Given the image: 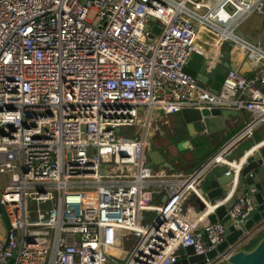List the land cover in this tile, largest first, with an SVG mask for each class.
<instances>
[{"label": "built area", "instance_id": "1", "mask_svg": "<svg viewBox=\"0 0 264 264\" xmlns=\"http://www.w3.org/2000/svg\"><path fill=\"white\" fill-rule=\"evenodd\" d=\"M251 14L264 16V0H0V264H115L128 248L125 264H180L187 247L204 255L220 245L227 225L207 217L225 200L194 220L182 207L213 169L236 174L245 161L227 157L264 131V67L254 77L226 70L216 95L184 67L205 53L197 38L264 64V47L234 34ZM184 108L251 119L175 173L178 158L148 157L150 121ZM254 194L227 196L230 223L253 210ZM248 240L203 264H223Z\"/></svg>", "mask_w": 264, "mask_h": 264}, {"label": "water", "instance_id": "2", "mask_svg": "<svg viewBox=\"0 0 264 264\" xmlns=\"http://www.w3.org/2000/svg\"><path fill=\"white\" fill-rule=\"evenodd\" d=\"M264 19V16H263ZM153 31L159 33L160 29L154 27ZM258 44L264 47V34L259 36ZM205 60L203 54L193 53L184 67V72L195 77L200 84L210 87L216 95L221 87L226 70L237 71L236 66L228 63L220 65L211 73L205 74ZM264 92V87L262 89ZM206 110L184 108L178 113V125L175 126L176 132L171 137L172 145L176 149L190 150L193 145V152L207 145L208 125ZM220 113L217 109L210 111ZM204 139V140H203ZM189 148V149H188ZM148 154L149 159L155 164L164 163L166 158H161L155 146L150 143ZM158 156V157H156ZM245 163L235 174L226 175L227 167L219 166L207 174L204 180L205 184L198 186L200 197L196 194H190L188 200L196 207L197 213H201L205 203L213 204L216 201L225 200L224 204L215 210L214 214L207 217L208 223H214L217 220L227 225L224 231V241L214 250L204 254L195 255L192 247L184 249L185 258L180 264H203L206 259L210 260L217 253L223 252L228 246L234 244L238 239L246 238L252 234L261 231L264 227V177L259 179L256 170L263 167L264 163V144H257L252 148L244 149L242 158ZM244 187L255 189L253 196V210L244 217L239 223H230L227 212L230 206L235 204V197L227 199L230 194L244 191ZM223 264H264V234L251 248H240L232 253Z\"/></svg>", "mask_w": 264, "mask_h": 264}, {"label": "rangeland", "instance_id": "3", "mask_svg": "<svg viewBox=\"0 0 264 264\" xmlns=\"http://www.w3.org/2000/svg\"><path fill=\"white\" fill-rule=\"evenodd\" d=\"M213 0H203V2L206 3H211ZM94 15V12L91 11L89 13V19H92ZM204 32L206 35H209L210 38H217V34L208 30V29H204ZM234 34L235 36L239 37L240 39L244 40L245 42H247L248 44L252 45V46H258V38L259 36H261L262 34H264V19L263 16H260L258 14H251L249 17H247L237 28H235L234 30ZM214 35V36H213ZM207 39V38H205ZM208 43L210 44L211 41L209 39H207ZM195 45L202 47L205 50L204 56L205 57H209L213 54V44H202L201 39L197 38L195 41ZM234 46L237 48L236 52H231L230 49L231 47ZM209 47V48H208ZM221 50L225 51L228 55H229V61L230 63H235V65H237L238 67V71L241 74H246L248 76L251 75H255L258 70L261 67H264V64L261 63L259 65H254L252 63V60L249 58L248 53H243L242 55L239 54L238 49L239 46L235 45V44H230V43H226L224 45H222L220 47ZM250 69L249 72H247L245 69ZM157 111V110H156ZM156 111L154 112L153 118H152V124L153 127L158 128L159 125L165 121H169L168 123L171 122L170 119L168 120H164L161 119V117H158V114L156 113ZM178 115V114H177ZM176 115V116H177ZM167 123V124H168ZM137 130L139 131L140 128H134V131ZM127 129H123L121 133L126 132ZM173 131L176 132V128H173ZM133 134H131L130 136H132ZM119 136V135H118ZM230 137L229 135L226 137V139L228 140ZM206 140V138H204ZM203 139V140H204ZM153 139H149L150 142H152ZM155 142V141H154ZM248 144L250 145L251 143L248 142ZM156 146V144H155ZM167 147L169 148L168 151L164 152L162 147H158L157 148V152L158 154L161 156V158H167L170 155H173L175 152L171 150V146L170 143L167 144ZM245 147V146H244ZM243 147V149H244ZM215 148L211 145L208 146H204L202 148H199L197 150V152H192L193 155H191V158L188 157L186 160H184L183 158L179 159L177 161L176 164L174 165V172H182L184 173V168H186V164L190 161H194L195 165H201L202 162L209 157L210 155H212L215 152ZM150 154V152H149ZM149 156V155H148ZM233 157H237L236 155H234ZM150 158V157H149ZM230 159V158H229ZM0 187L4 188L5 187V182L2 176H0ZM158 204V203H156ZM183 210H182V214L189 218L190 220H194L198 217L199 213H197L196 211V207L190 202L187 201L185 202V204L183 205ZM191 213L190 215H188V213ZM155 216V212H153L152 214H150L148 216V222L151 220V218H153ZM264 234V228H262V230L255 236L254 240L252 241H247L246 243L243 244V248H251L252 246H254V244L259 240V238ZM129 255V248H128V252L125 255H122L121 257H119L118 259H115V264H125L127 261Z\"/></svg>", "mask_w": 264, "mask_h": 264}, {"label": "crops", "instance_id": "4", "mask_svg": "<svg viewBox=\"0 0 264 264\" xmlns=\"http://www.w3.org/2000/svg\"><path fill=\"white\" fill-rule=\"evenodd\" d=\"M217 51H219L218 54H217ZM213 55L214 56L218 55V58L215 59V61H213V64L215 65L216 68H219L220 65H223L224 63H228V64H230L233 67L234 66L237 67V65H235V63H230V61L228 60L229 59V55L225 51H223L221 49H217L215 52H213ZM237 70H238V67H237ZM245 70L247 72H249L250 69L248 68V69H245ZM209 73H211V71ZM214 109H217L220 113H215V112L211 113L210 111L214 110ZM211 110H206L207 111L206 112V118H207L206 120H207V125H208V132H207V137H206V140H207L208 143H207L206 146H208V145L216 146L218 144L219 140L221 142V141L225 140L228 135L230 137L233 133H235L243 125L244 122H247V121H249L251 119V116L248 113H246V112H243L241 114V117L237 118L236 116H233L232 113L229 110H226V109L213 108ZM154 112H153V115H154ZM156 113L158 114L159 118L161 117V119H164V120L170 119L171 122L168 123L169 121H165V122L161 123L158 128H156V127L154 128L153 124H152V118H153V115H152V118H151V121H150V129H151V132H150L151 133V138L150 139H153V140H152L151 143L154 146L156 144V146L162 147L164 152L169 150V148L167 147V144L170 143L171 150L174 151L175 153L173 155H170V157H169L170 161L169 162L176 161L177 158H178V160L181 159V158H183L184 160H186L188 157L191 158V155H192V152H193L192 150L194 149L193 148L194 146L189 147V148H191L189 151L188 150L180 151L179 149H176L172 145L171 137H172V135L174 133L173 128H175V126L178 125V122H179L178 115L174 114V115H170V116L169 115L164 116L159 111H156ZM214 137L215 138L216 137H220V139L217 140ZM263 140H264V131L262 129H259L253 134L252 137H250L246 141L242 142L227 157V160L229 162H239L244 156V149L246 147L252 148L253 146H256L257 144L263 142ZM248 142L251 143V144L249 145ZM156 146H155V148H156ZM243 147H244V149H243ZM234 155H236L237 157H233ZM156 157H158V156H156ZM176 163L177 162H175L174 164H176ZM183 172H185V171H183ZM255 172H256V174H257V176H258V178L260 180L263 179V177H264V166L262 168H259ZM2 177L4 179L5 186H6L7 178L5 176H2ZM206 182H207V179L204 180L202 182V184L207 185ZM2 189L3 188L0 187V190H2ZM243 190L247 191L248 188L244 187ZM259 232L260 231L252 234L251 236H248V239H249L248 241L254 240L255 236Z\"/></svg>", "mask_w": 264, "mask_h": 264}, {"label": "trees", "instance_id": "5", "mask_svg": "<svg viewBox=\"0 0 264 264\" xmlns=\"http://www.w3.org/2000/svg\"><path fill=\"white\" fill-rule=\"evenodd\" d=\"M246 75V74H245ZM246 76H248V75H246ZM255 75H251V76H248V77H254ZM215 138V137H214ZM215 139H217V140H219L220 139V137H216ZM227 139H225V140H223V141H221L220 142V140H219V142H218V144L216 145V146H213L215 149L218 147H220L225 141H226ZM193 155V154H192ZM208 158V157H207ZM198 167V165H195L194 164V161H190V162H188L187 164H186V168H184V171L185 172H188V171H192L193 169H196Z\"/></svg>", "mask_w": 264, "mask_h": 264}, {"label": "bare ground", "instance_id": "6", "mask_svg": "<svg viewBox=\"0 0 264 264\" xmlns=\"http://www.w3.org/2000/svg\"><path fill=\"white\" fill-rule=\"evenodd\" d=\"M205 33V32H204ZM214 36V35H213ZM209 48V47H208ZM213 50V49H212ZM219 53V51H217V54ZM218 58V55H215L213 58H211V59H209L208 61H206V65H205V67H206V69H210L212 66H215L213 63H212V61H214L215 59H217ZM191 146H193V145H191ZM190 146V147H191ZM180 151H182V149H179ZM184 151V150H183ZM177 155V154H176ZM177 158V157H176ZM170 160L168 159V162H169ZM203 215H200V218L202 217ZM198 217H199V215H198Z\"/></svg>", "mask_w": 264, "mask_h": 264}]
</instances>
